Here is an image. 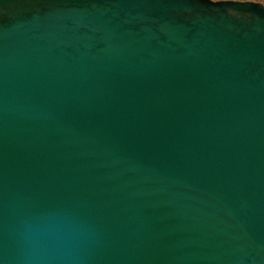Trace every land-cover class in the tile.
Segmentation results:
<instances>
[{
  "label": "water",
  "instance_id": "obj_1",
  "mask_svg": "<svg viewBox=\"0 0 264 264\" xmlns=\"http://www.w3.org/2000/svg\"><path fill=\"white\" fill-rule=\"evenodd\" d=\"M0 264H264V6L0 0Z\"/></svg>",
  "mask_w": 264,
  "mask_h": 264
},
{
  "label": "flooded vegetation",
  "instance_id": "obj_2",
  "mask_svg": "<svg viewBox=\"0 0 264 264\" xmlns=\"http://www.w3.org/2000/svg\"><path fill=\"white\" fill-rule=\"evenodd\" d=\"M211 1H235V2H251L264 6V0H211Z\"/></svg>",
  "mask_w": 264,
  "mask_h": 264
}]
</instances>
